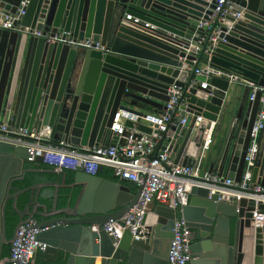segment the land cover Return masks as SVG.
Here are the masks:
<instances>
[{
  "label": "water",
  "instance_id": "obj_1",
  "mask_svg": "<svg viewBox=\"0 0 264 264\" xmlns=\"http://www.w3.org/2000/svg\"><path fill=\"white\" fill-rule=\"evenodd\" d=\"M231 1L234 9L220 20L214 18L216 0H0V15L25 10L14 23L18 31L0 29V125L41 135L58 132L78 150L110 146L119 140L111 131L119 110L145 117L147 113L135 108L148 113L164 109L170 87H185V79L194 76L189 68L195 69L200 61L233 67L264 87V0ZM207 22L211 30L200 26ZM39 31L50 38L91 41V48L50 42L34 35ZM81 56L88 59L86 75L71 90L75 61ZM215 81H209V89L197 86L183 96L178 121L187 117V122L163 139L178 165H188L192 149L202 145L204 128L195 126L198 117L221 122L229 115L226 95L212 90L217 89ZM249 94L248 88L241 123L231 126L216 154L207 155L208 172L236 183L243 176L250 130L260 111L262 93L254 102ZM125 125L133 126L130 121ZM138 132L134 139H140V133L151 135L152 125L141 123ZM28 158L25 148L0 142V264L1 209L8 182L22 174ZM36 162L43 163V158ZM99 172L75 171V181L84 191L72 217L39 223L40 229L47 228L37 236L47 245L42 259L56 263L62 256L64 264H98V258L100 264H170L176 211L158 205L145 214L140 240L128 231L115 240L104 226L124 217L142 190L132 191ZM252 182L264 186V145L256 155ZM189 196L182 208L194 234L189 264H264V225L255 226L254 201L200 186ZM258 210L264 213V204Z\"/></svg>",
  "mask_w": 264,
  "mask_h": 264
},
{
  "label": "built area",
  "instance_id": "obj_2",
  "mask_svg": "<svg viewBox=\"0 0 264 264\" xmlns=\"http://www.w3.org/2000/svg\"><path fill=\"white\" fill-rule=\"evenodd\" d=\"M23 3V5L27 4ZM234 9L231 0H216L214 18L224 19ZM25 10L20 9L16 15H0V29L18 31L15 21H20ZM241 13L237 14L240 17ZM132 20L131 15L127 16ZM201 27L212 29L210 23L200 24ZM34 35L49 40L50 42L62 41L76 49H90L91 41L75 42L70 38L59 39L58 36L50 38L49 34L35 32ZM62 38V37H60ZM203 41L206 37L202 38ZM192 69L194 76L186 80L185 87L172 85L168 90L170 100L165 108L155 113H147L145 117L119 110L115 116L111 131L119 140L110 146H93L73 149L66 142L53 145L50 139L43 135L29 131L27 128H14L9 124L0 125V142L23 147L29 156L28 162H35L37 158H43V163L63 170H82L86 174L95 175L101 168L107 167L113 170V174L120 181L131 182L136 188H141V195L137 204L121 219L104 226L109 236L118 240L125 231L140 240L144 234L142 225L145 214L156 205L172 208L176 211L174 226V239L171 241L169 253L170 264H189L190 256V228L182 216V208L189 204L190 191L194 186L207 187L212 192H220L223 195L246 198L255 202L253 219L256 227L264 225V213L258 210L259 204H264V186L252 182L253 168L256 155L260 150L259 136L264 131V109L260 110L257 119L250 130V147L246 156V164L243 176L239 183L225 179L218 173L201 171L203 154L194 164L182 166L175 162L171 155L170 146H164V137L172 129H178L187 122V117L178 121L182 98L197 86L209 89V81L214 77L227 76L230 81H235L234 76H228L224 72L215 69L208 62ZM235 79V80H234ZM248 86L250 94L248 100L254 102L256 94L264 95V87L248 80H241ZM214 91V89H212ZM212 91V92H213ZM213 94V93H212ZM126 121L132 122L131 128L126 127ZM151 124L153 134H141L140 139H134V134L139 133V124ZM216 121H207L204 117H198L195 126L203 127L202 152L206 153L213 141V131ZM127 129L134 134L126 142H120ZM158 132L157 137L154 133ZM36 220L19 227L16 237L11 245L10 256L2 264H35L38 254H43L47 245L37 240L38 234L47 230L40 229Z\"/></svg>",
  "mask_w": 264,
  "mask_h": 264
},
{
  "label": "trees",
  "instance_id": "obj_3",
  "mask_svg": "<svg viewBox=\"0 0 264 264\" xmlns=\"http://www.w3.org/2000/svg\"><path fill=\"white\" fill-rule=\"evenodd\" d=\"M226 119L223 118L219 124L208 150L209 155L216 154L224 143L227 136L224 127ZM215 138H218L216 144ZM99 175L105 179L118 180L113 170L107 167L102 168ZM83 191L84 185L75 181V171L36 161L25 162L22 174L8 182L1 209L3 258L10 256L11 245L20 226L31 220L40 223L54 218L72 217L71 210L77 207ZM35 264H64V258L60 256L56 263H49L39 255Z\"/></svg>",
  "mask_w": 264,
  "mask_h": 264
},
{
  "label": "crops",
  "instance_id": "obj_4",
  "mask_svg": "<svg viewBox=\"0 0 264 264\" xmlns=\"http://www.w3.org/2000/svg\"><path fill=\"white\" fill-rule=\"evenodd\" d=\"M40 32H42V31H40ZM82 57L83 56L77 58L76 61H75L74 74H73V77L71 78V82H70V85H69L71 90H76V86H78L80 83L83 82L84 77L86 75L87 66H88V59L87 58L83 59ZM208 63L211 66H213L215 69L224 72L228 76H234V78L236 79V80L234 79L235 81H230L227 76H223V77L214 76L213 77V78H216L215 86L217 88V89H215V87H214V91L219 96L226 95V100H227V105L226 106L228 107V114L229 115L227 116V120L228 121L225 123V125H228L229 121L231 122V126H233L234 124L239 125L241 123V121H242V119H240V116H242L241 108H242V105H243V99L245 98L246 93H247V89H248L247 88L248 86H246L244 83H241V80H248V78H246L244 76L242 77L237 72V70L234 69L233 67H226V66L223 67V65H221V64H219L217 66H214L210 62H208ZM204 64H206V63H204V61H200V63H199L200 66H202ZM191 70H192V68L190 67L189 68V74H190ZM189 76L185 79V81L189 79ZM248 81H250V80H248ZM224 90H227V91L224 92ZM68 108H69V103L66 104V106L64 108V112H67ZM135 109L137 111H140V112L148 113L147 111H142V110H140L138 108H135ZM156 109L158 111H161V108L157 107ZM263 109H264V95H262L261 99H260V110H263ZM220 120H221V117H220ZM219 124H220V121L217 122V124H216V127H215V129L213 131V137L215 136V133H216L218 127H219ZM133 134L134 133L130 129H127L126 132H125V136L120 139V142L128 141L130 138H132ZM43 137L47 138V139H50L51 140L50 142L53 145H58L60 142H64V139L60 138V134H58V132H53L51 130L48 131L45 135H43ZM225 140H226V138H225ZM225 140H224V142H225ZM216 143H218V138L217 139L215 138L214 144H216ZM259 144H260V146L264 145V131L259 136ZM201 146H200V148L192 149V155H191V158L188 161V165L194 164L195 162H197L198 161L197 160L198 157L201 156V154H203V161L201 163V171L202 172L209 171V162L207 160L208 159V157H207L208 151L206 153H203ZM101 169H100V171H101ZM109 180H111V179H109ZM118 181H120V180L118 179ZM121 182H123V181H121ZM126 185H128L131 188L137 189L135 184H133L131 182H126ZM157 206L158 205L154 206L152 208V210H154ZM39 255L42 256V254H38L37 257ZM37 257H36V260H37ZM100 262H101V259H100ZM98 264H100V263H98Z\"/></svg>",
  "mask_w": 264,
  "mask_h": 264
},
{
  "label": "flooded vegetation",
  "instance_id": "obj_5",
  "mask_svg": "<svg viewBox=\"0 0 264 264\" xmlns=\"http://www.w3.org/2000/svg\"><path fill=\"white\" fill-rule=\"evenodd\" d=\"M193 238H194V234H193L192 230L190 229V243H192ZM3 252H4V244H3V249H2V257H3ZM3 259L5 260L6 258H3ZM1 264H2V262H1Z\"/></svg>",
  "mask_w": 264,
  "mask_h": 264
},
{
  "label": "rangeland",
  "instance_id": "obj_6",
  "mask_svg": "<svg viewBox=\"0 0 264 264\" xmlns=\"http://www.w3.org/2000/svg\"><path fill=\"white\" fill-rule=\"evenodd\" d=\"M213 67V66H212ZM224 127L226 128V134H229L231 131V122L229 121L228 125H224ZM226 138V137H225Z\"/></svg>",
  "mask_w": 264,
  "mask_h": 264
},
{
  "label": "bare ground",
  "instance_id": "obj_7",
  "mask_svg": "<svg viewBox=\"0 0 264 264\" xmlns=\"http://www.w3.org/2000/svg\"><path fill=\"white\" fill-rule=\"evenodd\" d=\"M98 263H100V258L98 259Z\"/></svg>",
  "mask_w": 264,
  "mask_h": 264
}]
</instances>
